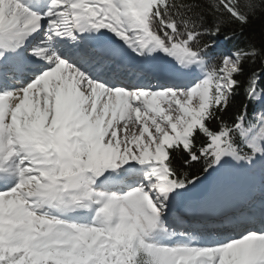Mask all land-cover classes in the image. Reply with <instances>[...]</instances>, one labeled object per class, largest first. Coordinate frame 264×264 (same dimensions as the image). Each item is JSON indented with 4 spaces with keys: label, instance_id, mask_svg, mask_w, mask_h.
Wrapping results in <instances>:
<instances>
[{
    "label": "snow or ice",
    "instance_id": "obj_1",
    "mask_svg": "<svg viewBox=\"0 0 264 264\" xmlns=\"http://www.w3.org/2000/svg\"><path fill=\"white\" fill-rule=\"evenodd\" d=\"M0 264H264V0H0Z\"/></svg>",
    "mask_w": 264,
    "mask_h": 264
},
{
    "label": "trees",
    "instance_id": "obj_2",
    "mask_svg": "<svg viewBox=\"0 0 264 264\" xmlns=\"http://www.w3.org/2000/svg\"><path fill=\"white\" fill-rule=\"evenodd\" d=\"M260 34H261V23L258 21L257 23H255L252 26V28H251V30L249 32V35H253L256 38H259Z\"/></svg>",
    "mask_w": 264,
    "mask_h": 264
}]
</instances>
